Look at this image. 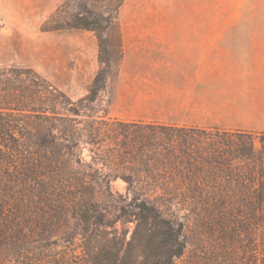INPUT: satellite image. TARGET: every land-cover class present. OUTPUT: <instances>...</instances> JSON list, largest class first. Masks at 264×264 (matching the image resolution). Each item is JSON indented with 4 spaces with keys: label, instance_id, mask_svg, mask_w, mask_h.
I'll use <instances>...</instances> for the list:
<instances>
[{
    "label": "trees",
    "instance_id": "obj_1",
    "mask_svg": "<svg viewBox=\"0 0 264 264\" xmlns=\"http://www.w3.org/2000/svg\"><path fill=\"white\" fill-rule=\"evenodd\" d=\"M62 8L43 23L42 32L98 31L99 22L90 11L73 14L58 23L56 18ZM49 22L54 24L48 26ZM106 22L112 25L109 19ZM121 43L118 34L110 45L118 60L122 58ZM99 48L101 67L88 94L76 104L58 90L51 87L43 92L40 86L33 93L39 103L36 107L17 102L15 108H10L8 93L0 104V112L29 108L37 114L30 135L34 160L31 165H24L27 160L19 158L24 167L15 178L7 176L8 185L2 184L4 188L0 190V253L7 248L19 249L21 254L31 256L23 264H172L185 249L182 225L163 215L156 204L173 202L183 195L188 200H203L198 185L210 173L218 171L227 176L230 160L260 161L252 148L245 146V141L229 139V133L216 129L124 124L116 119L111 123L93 120L80 127L76 118H64L57 112V105L62 109L67 103L87 110L104 88L108 71L103 67L108 62L101 56L107 52L101 39ZM56 96L61 98L60 102ZM72 111L79 116L80 111ZM256 135L264 136V133ZM69 140L74 147L81 143L93 145L96 153L101 154V167L93 173L72 168L66 157L70 148L65 142ZM117 179L126 183L128 195L132 196L125 206L119 207L118 217L110 219L106 206L115 202L109 192L110 182ZM102 187L106 196L99 192ZM156 190L161 194L151 199L150 194ZM239 193L241 204L234 208L239 216L232 219L255 221L264 226V187ZM127 223L134 225L128 239L118 228V224ZM58 231L64 237L59 240L60 246L56 243L54 246L64 249V257L59 262L37 260L35 252L47 251L42 242ZM36 237L37 241H33Z\"/></svg>",
    "mask_w": 264,
    "mask_h": 264
},
{
    "label": "rangeland",
    "instance_id": "obj_2",
    "mask_svg": "<svg viewBox=\"0 0 264 264\" xmlns=\"http://www.w3.org/2000/svg\"><path fill=\"white\" fill-rule=\"evenodd\" d=\"M47 1L0 0V104L8 93L11 95L8 99L12 106L10 108H15L13 106L18 105L17 102H23V106L29 108L36 107L39 104L33 97L36 86H40L43 92L52 87L76 104L88 94L92 80L101 67V39L107 51L101 56L108 62L103 67L108 71V76L96 100L87 110H80L76 105L67 103L62 109L61 106H56L57 112L64 118H76L80 127L100 119L109 123L113 119L124 124L140 123L121 119L140 116L139 109L128 110L125 107L132 106L131 104L116 103L119 72L131 68L140 69V63L124 61L123 49L120 60L116 54L111 53L110 45L120 34V27L126 24H241L243 27L238 28L250 30L226 33L244 34L242 37H264L258 36L264 34V30H254L264 29V0H66L58 6H63L56 18L58 23L62 22L61 19H70L73 14L90 11L99 22L98 31L70 29L42 32L43 23L58 9L44 15ZM107 19L112 25L107 24ZM48 24L51 26L54 23ZM57 98L60 102L61 98ZM29 108L24 111L0 112V190L4 188L2 184L8 185L7 176L15 178L24 167L20 165L22 163L19 158L27 160L23 162L24 165H31L34 160L30 135H33L37 114L30 112ZM160 108L162 110L153 113V120L159 119V124L155 125L190 121L188 117L181 118L182 113L175 103L160 104ZM72 110L80 111L79 116L73 115ZM196 128L229 133V139L233 140L240 138L242 142L245 141L246 147L252 148L260 161L253 163L245 159L230 160L227 163V176L218 171L210 173L198 185L199 193L202 194L199 196L205 197L203 200L192 201L184 197L187 195H183L173 202L156 204L163 215L182 225L185 249L181 257L172 264H264V226L255 221L232 219L239 216L234 211L241 204L239 192L264 187V136L256 135L262 132L241 128ZM27 131L29 132L26 134ZM65 144L70 148L66 157L72 162V168L81 173H93V170L101 167V154L96 153L93 145L81 143L79 147H74L70 140ZM99 192L103 196L107 194L103 187ZM109 192L115 202L106 207L110 213L109 218L114 219L120 213L119 207L125 206L132 195H128L127 185L121 179L110 182ZM160 194L156 190L150 194V198ZM69 224L71 227L72 222ZM70 227L66 233L70 231ZM133 227V223L118 224V228L126 233L127 239ZM63 237L64 233L56 232L42 242V245L47 246V251L44 250V254L35 252L34 257L37 260L59 262L64 257V249L54 246V243L60 246L59 240ZM37 239L36 237L33 241ZM1 252L0 264H23L26 259H31L25 252L21 254L19 249L7 248Z\"/></svg>",
    "mask_w": 264,
    "mask_h": 264
},
{
    "label": "crops",
    "instance_id": "obj_3",
    "mask_svg": "<svg viewBox=\"0 0 264 264\" xmlns=\"http://www.w3.org/2000/svg\"><path fill=\"white\" fill-rule=\"evenodd\" d=\"M65 1L48 0L44 15ZM238 27L243 25L130 23L120 27L124 61L140 63V69L119 72L116 103L131 104L125 108L141 112L121 119L159 124L153 113L162 110L160 104L175 103L181 118L190 121L162 124L264 133V37L226 33L250 30Z\"/></svg>",
    "mask_w": 264,
    "mask_h": 264
}]
</instances>
